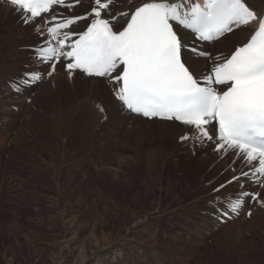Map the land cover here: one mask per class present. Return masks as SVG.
I'll return each instance as SVG.
<instances>
[{
    "label": "rangeland",
    "instance_id": "1",
    "mask_svg": "<svg viewBox=\"0 0 264 264\" xmlns=\"http://www.w3.org/2000/svg\"><path fill=\"white\" fill-rule=\"evenodd\" d=\"M89 7L76 8L74 13H84ZM2 15L0 12V19ZM14 19L11 17L10 23ZM30 36L37 43V33ZM236 36L223 44L232 43ZM14 45H4L10 54L0 77V98L7 93L2 85L22 73L32 58ZM232 49L210 50L215 57L219 53L228 55ZM211 63L197 62L196 68L203 71ZM85 82L44 75L28 87L23 106L11 108L9 120L0 115V264H61L66 252L63 226L68 224L76 228L74 254L89 253L96 241L101 244L123 231L124 225L147 215L156 202L164 207L177 206L173 214L176 224L170 220L166 223L162 221L166 216H159L160 222L151 226L157 230L154 236L145 231L149 223L139 226L143 228L130 233L117 247L125 258L109 264H264V221L255 222V214L246 215L254 212L253 201L245 200V215L241 212L223 226H214L209 234L200 226L211 224L202 216L216 215L211 202L218 196L235 197L241 191L240 185L238 191L228 187L229 176L212 170L210 162L197 160L201 154L196 145L181 142L178 134L164 136L156 131L135 130L131 128L135 121L128 122L127 128L119 127L112 117L114 105L100 91L104 89L99 84L97 92H91V80ZM83 91L100 94L98 100L109 103L111 114L101 119L103 123L89 124L80 115L70 122L69 116H60L61 111L66 114L67 105L73 108L86 100L78 96ZM108 93L114 98L112 87ZM210 147L215 150L213 143ZM187 154L194 160H185ZM203 168L209 171L207 179L211 181L205 189L198 181ZM202 175L205 178L206 174ZM222 184L226 186L213 192ZM245 188L252 190L246 184ZM263 208L259 204L256 214ZM182 223L198 237L183 234L179 227ZM187 238L191 244L186 243Z\"/></svg>",
    "mask_w": 264,
    "mask_h": 264
},
{
    "label": "snow or ice",
    "instance_id": "2",
    "mask_svg": "<svg viewBox=\"0 0 264 264\" xmlns=\"http://www.w3.org/2000/svg\"><path fill=\"white\" fill-rule=\"evenodd\" d=\"M5 2L38 36L31 46V70L10 83L13 91L22 93L53 75L58 64L69 78L76 72L104 78L122 110L189 126L195 131L182 135L181 142L210 141L217 152H231L249 169L227 181L240 183L235 197L211 202L217 219L238 214L245 200L264 206L259 190L264 188V14L246 0H142L121 11L125 21L118 24L111 7L118 0H93L82 16L65 14L74 7L69 0ZM81 20L88 21L85 27L74 28ZM177 26L190 31L194 43L184 42ZM242 27L249 28V38L226 57L196 48L195 42L214 41ZM185 50L211 60V66L190 70ZM241 177L248 178L251 191Z\"/></svg>",
    "mask_w": 264,
    "mask_h": 264
},
{
    "label": "bare ground",
    "instance_id": "3",
    "mask_svg": "<svg viewBox=\"0 0 264 264\" xmlns=\"http://www.w3.org/2000/svg\"><path fill=\"white\" fill-rule=\"evenodd\" d=\"M74 1L75 0H71V2H74ZM141 2H142V0H131V4H129V0H120L116 4L111 6L113 14L118 16V20L116 21V23L119 24V23H123L125 21V17L119 16V13L121 11L128 10L133 5L139 6V4ZM173 2H174V0H173ZM246 3L258 15L264 14V0H260V1L259 0H250V1L246 0ZM87 4L90 6H93V0H79V3L76 6V8L79 9V7H84V5H87ZM76 8H71L69 10H66L65 14L71 15V16H78V15L82 16V15H84L90 11V9H89L90 7H89L88 11H85L84 13H81V12L74 13L75 12L74 9H76ZM0 12H3V15L1 16V19H0V26H1V33H0V71L3 69L0 72V77L3 78L2 74L6 70V68H4L3 64L6 63L5 59H8V54H10V52H8V53L6 52L7 47L4 45H6V44L12 45V43H16V46L15 45L14 46L18 47L19 52H23L24 55L25 54L31 55V46L35 45L36 41H35V39H30L32 37L30 35H32L35 31L33 30V28L30 25L25 24L22 22V20L19 21L17 19V18L20 19V16H19V14L15 8L10 6V4L6 3L5 1L0 0ZM11 17H15V19L10 23ZM87 22L88 21H86V20H81L76 25H73V27L76 29L82 30L85 27V25L87 24ZM177 31H178L179 35H181L182 40L184 42L188 43L189 45L194 43L191 32H189L188 30L181 29V28H177ZM235 35H237V36H236L235 40L232 41V43L228 44L227 46H225L226 44H223V42L226 39L233 37ZM248 36H249V28L242 27L240 29L234 30L231 33L224 35L220 39L213 41L211 43H207V42H195V43H196L197 49H199L201 51H206V52L210 53L211 56L213 57L215 52H212L210 49H213L216 47L228 49V48H230V46L231 47L233 46V48H234V46L236 47V46L244 43L247 40ZM21 39H22V41H21ZM18 41H21V42L17 43ZM240 41H242V42L239 44L238 42H240ZM41 42H43V38L41 39ZM208 46H210L211 48L209 49ZM232 50H230V52ZM182 55L186 61V64L190 67V70L194 69L197 72H199L196 68L197 62H205L206 63V62L210 61V60L204 58L203 56L198 57L194 53H191L190 51H187V50H185L182 53ZM11 56H12V54L9 57H11ZM33 63H34V61L32 60V58L28 59L23 72L19 73V75H13L8 80V83L2 85L5 89V91H7V93H6V96H2V98H0V102H2V104L0 105V115L1 116L6 115V118L8 120L10 119V114L12 113L11 108L13 106H18V107L23 106L22 105L23 100H24L23 96L26 95V91L28 89V87L24 88L22 93H13V88L10 87V83L12 81L20 78L24 72L30 71L31 69L28 68L27 66L31 65ZM8 65H10V64H8ZM45 70H47V68ZM43 78H44V76H43ZM50 78L51 79H57V80L60 78H63L65 80H69V81H72L73 79L76 78V79L81 80V81H83V80L87 81V82H85L86 84H88L89 80H91V82H92L90 84L91 92H97L96 91L97 87L100 84V86L105 90V92H104V90H100L102 92L103 96L105 97V99H108L115 107V111H114L112 117L117 120L116 124L121 128H127L129 126L128 122L135 121V124L133 126H131L132 129L139 130V131H146V130H149L151 132L156 131L160 135H164V136L178 134L181 137L182 135H185V134L192 135L195 131L194 129L190 128L189 126L183 125V124L176 122V121L145 119V118H142L140 116L133 115L130 112L122 110L120 107V103L116 99L110 98L109 93H108V89L111 88L112 86L104 78L88 77V76H86L80 72H76L71 78H69L68 73L65 71L64 68L60 67L59 64L57 65V69H56L55 73L53 75H51ZM73 88H74V86H72V88H70V89H73ZM78 96L80 98H84V99L86 98V100L83 101L82 104H80L78 106L76 105V107L74 106L73 108L70 104L67 105L68 109L65 111L66 114L63 113L62 111L59 113L60 116H62V118H66L67 116H69V121L72 122L75 118L78 117V115H80V117L83 120H85L89 124L90 123L92 124L93 122L94 123H103L107 119V117L110 116V114H111L110 105H109V103H107V101L105 102V104H106L105 105L100 100H98L101 98L100 94H98V96H95V95L90 94L88 91H83V92L78 93ZM67 102L68 101H66V103ZM75 108L78 109V112L76 111ZM101 108H103V110H104L103 112L100 110ZM80 113H82V115ZM112 117L108 118L109 121ZM51 119L52 118H50V121H51ZM101 119H105V120L102 122ZM52 120H54V119H52ZM163 124L167 125V127H164ZM82 125L85 127L84 124H82ZM187 142L190 145H191V143H194L196 145L195 147L197 148L196 150H198L200 152L201 155L198 157L197 160H200L203 163L210 162V164H212V168H213L212 170H214V171L217 170L218 173L228 175L229 180H232L234 175L239 176L242 169L244 171H249V169L247 167H245L231 152H229L228 154H224L223 152H217L216 150H213L211 148L212 146L210 147V144L212 143L210 141H205L203 144H201L199 141H197L193 138V139L187 140ZM191 158H192V155L187 154L185 157V160L191 159ZM192 160H194V159L192 158ZM57 173H58V171H57ZM203 173L206 174L205 178L202 175ZM208 174H209V171H207L206 168H203V171L200 172V176H198V181L203 184V186H202V187H204L203 189H205V187L207 188L211 184V181H209L207 179ZM56 177H57V175H56ZM247 180H248V178L241 177V183H244L248 186ZM226 184H228V183H226ZM238 185H240V183L233 181L230 185H228V187L234 186L233 187L234 190L238 191L239 190ZM259 190L261 192L262 191L264 192V188H260ZM212 196L214 197L216 195H212ZM195 200L196 199H194L192 201L194 202ZM252 205L254 207L255 213L253 211H251V215L255 214V216L257 217V218H255V222H256V219L258 220L257 222H262L260 219H263V221H264V210H263L264 208L261 211H259L258 214H256L257 207L259 204L257 202L253 201ZM246 206H247L246 203H244L243 206L241 207V209L239 210V213L233 214L232 219H235L237 217V215H239L241 212L243 213V215H245V211L247 209ZM176 207H174V206L171 207V206H167V205H166V207H164L162 204H159L156 202L155 207H152L151 210L147 213V215H145L141 218L137 217V219H135L134 221L132 220L130 224L124 225L125 227H124L123 231L121 230L118 234L111 236V238L107 237L108 240H105L101 243L102 240L100 241V236H99V243H101V244H96L97 243V241H96L95 245L92 247L93 249L89 253H83L82 252V254H76V253L74 254V250H72V248H73L72 244H75V245L77 244L76 235H73L76 228L74 229L73 225H71V224L66 225L67 224L66 223V224H64L66 226H63L64 228H63V232H62L63 233L62 236L64 238V240L62 239L63 240L62 243H64V247H66V250H65L66 252L62 256L61 264H109L110 262L112 263L114 260H117L119 258H121V260H122L123 258H125L124 257L125 255H123L120 250H117V247L120 245L121 240L128 237V235L130 233H133V232L135 233V230L137 228H139V226H144L146 223H149L150 226H149V228L146 227L145 231L149 235L154 236L156 234L157 230L151 229V226H154L155 223L160 222V220L158 218L159 216L160 217L166 216L165 219H163V220L161 219L162 221H166V223L169 222V220H170L171 224H176V222L174 221V218H173L174 217L173 214L176 211ZM190 210H191V207H190ZM193 211H194V209H193ZM189 212L187 211V213H189ZM64 215L65 214H61L60 215L61 218ZM202 218L203 219L209 218L211 220V224H204V223H202V225L200 224V226L203 227V231L205 233H208V234L212 230H214V228H213L214 226L221 227L224 225L225 222H227L223 218L217 219L216 215H213V214H211L209 216H207V215L202 216ZM214 220H216V223ZM61 221H62V219H61ZM63 221H65V220L63 219ZM179 227H180V231L183 234H188V235L192 234V235L197 236V233H195L196 231L194 232L191 227L185 226V223L180 224ZM141 228H143V227H141ZM141 228H139V229H141ZM263 228H264V225H263ZM91 230L93 231L92 228H91ZM177 231H179V230H177ZM71 234L73 236H71ZM101 234L102 233H100V235ZM92 236L93 235H91V237ZM199 236L203 237L202 234H199ZM91 237H89V238H91ZM93 239H95V238H93ZM97 239H98V237H97ZM105 239H106V237H105ZM176 239L180 240L179 238H176ZM103 240H104V238H103ZM187 240H188V238H187ZM91 241H92V239H91ZM87 242L89 243L90 241H87ZM93 242H94V240H93ZM186 243L191 244V240L190 241L188 240ZM85 245H87V244H85ZM82 246H81V248H82ZM242 246H243V244H242ZM82 249H84V248H82ZM232 249H234V248H232ZM113 250H114V254H113ZM57 256H59V255H57Z\"/></svg>",
    "mask_w": 264,
    "mask_h": 264
}]
</instances>
